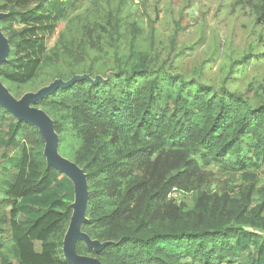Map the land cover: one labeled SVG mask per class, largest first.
<instances>
[{"label": "trees", "instance_id": "1", "mask_svg": "<svg viewBox=\"0 0 264 264\" xmlns=\"http://www.w3.org/2000/svg\"><path fill=\"white\" fill-rule=\"evenodd\" d=\"M255 10L264 24V0ZM102 34L87 27L77 45L59 39L42 60L22 62L23 74L12 60L0 66L5 84L22 85L48 69L47 82L66 81L72 76L55 74L59 63L94 51L88 73L102 80H75L34 104L52 120L59 153L86 176L81 230L103 246L77 239L76 252L102 264H264V103L252 106L225 87L154 68L135 42H119V31L110 45L100 42ZM99 62L106 67L98 69ZM6 88L21 97L17 86ZM44 148L37 126L0 105V208L9 206L0 212V264H72L62 246L74 185L47 163ZM212 165L226 175L222 189L198 190L191 208L169 198Z\"/></svg>", "mask_w": 264, "mask_h": 264}, {"label": "rangeland", "instance_id": "2", "mask_svg": "<svg viewBox=\"0 0 264 264\" xmlns=\"http://www.w3.org/2000/svg\"><path fill=\"white\" fill-rule=\"evenodd\" d=\"M259 2L260 0H0V31L8 42L5 61L12 60L16 69L19 68L23 74V69H20L22 62L24 68L31 60H42L59 39H71L76 42L71 41V44L77 45L80 33L85 32L87 27H93L103 32L100 42L105 38L102 44L110 45L117 41L116 32L119 31V42H135L137 49L143 52L147 62L154 68L163 66L168 72L179 75L186 81L225 87L242 94L252 106H256L264 103V24L257 21L255 10ZM10 14L13 17L6 20ZM13 35L18 38L16 43L9 42ZM110 35L113 36L112 39L108 38ZM29 42H35V46L26 49L25 44H30ZM93 54L94 51L89 47L84 57L87 61L66 58L70 67L60 62L55 74L72 76L66 81L57 77L47 82L48 69L39 72V75L37 73V77L22 85L6 84L13 89L17 86L14 90L22 92L21 96L41 90H44L42 96H45L56 85L67 86L74 78L100 81L102 75L91 76L88 73L87 62ZM105 67L101 62L97 64L98 69ZM0 82L6 87L1 79ZM6 128L3 125L1 130ZM66 142L69 146H66V150L71 152L73 137L68 136ZM59 154L72 161L68 153ZM259 177L258 186L264 187V169ZM225 179L226 175L220 168L212 165L188 188H174L169 198L191 208L198 190L222 189ZM2 188L0 185V200L5 198ZM8 210L9 206L0 208V212ZM81 236L86 235L81 233ZM86 241L89 244L93 242L89 238ZM35 244L39 249L40 242L35 241ZM63 248L64 245L62 250ZM4 251L12 256L11 244L6 245ZM63 256L65 258L64 251ZM77 256L82 260H96L88 255Z\"/></svg>", "mask_w": 264, "mask_h": 264}, {"label": "water", "instance_id": "3", "mask_svg": "<svg viewBox=\"0 0 264 264\" xmlns=\"http://www.w3.org/2000/svg\"><path fill=\"white\" fill-rule=\"evenodd\" d=\"M7 50L8 42L0 31V65L5 61ZM75 80L78 79L74 78L69 83H73ZM56 88H58V85H56L53 90ZM43 91L44 90H41L35 94L26 93L18 99L12 96L7 88L0 82V104L12 112L18 120H24L39 128L40 133L45 140L44 154L47 163L65 173L73 182L75 196L74 201L71 203L72 215L63 240L65 259L72 264H102L95 257L93 258L96 260H82L77 256L78 253L75 250L77 239L83 240L86 246L94 249L102 247L103 244H100L96 239H91L88 234L81 230V224L86 221L85 214L88 202V189L85 174L77 164L62 157L58 153V135L54 131L52 120L42 109L31 105V103L44 95ZM81 233H84L86 236H81ZM85 237L93 242L89 244Z\"/></svg>", "mask_w": 264, "mask_h": 264}]
</instances>
